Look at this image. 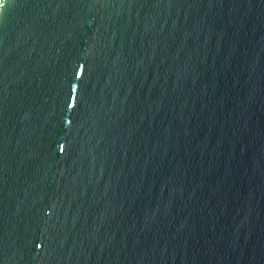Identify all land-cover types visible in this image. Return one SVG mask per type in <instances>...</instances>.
<instances>
[{
	"label": "water",
	"instance_id": "water-1",
	"mask_svg": "<svg viewBox=\"0 0 264 264\" xmlns=\"http://www.w3.org/2000/svg\"><path fill=\"white\" fill-rule=\"evenodd\" d=\"M0 264H264V0H0Z\"/></svg>",
	"mask_w": 264,
	"mask_h": 264
}]
</instances>
